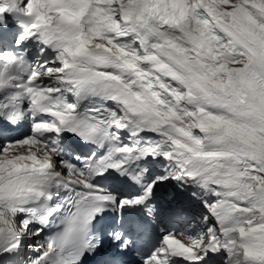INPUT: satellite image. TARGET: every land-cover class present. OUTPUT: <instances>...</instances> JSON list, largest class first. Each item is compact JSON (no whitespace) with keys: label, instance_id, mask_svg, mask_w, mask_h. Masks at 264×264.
Returning <instances> with one entry per match:
<instances>
[{"label":"snow or ice","instance_id":"obj_1","mask_svg":"<svg viewBox=\"0 0 264 264\" xmlns=\"http://www.w3.org/2000/svg\"><path fill=\"white\" fill-rule=\"evenodd\" d=\"M0 264H264V0H0Z\"/></svg>","mask_w":264,"mask_h":264}]
</instances>
